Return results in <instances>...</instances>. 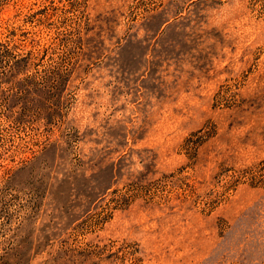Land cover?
Instances as JSON below:
<instances>
[{
    "label": "rangeland",
    "instance_id": "rangeland-1",
    "mask_svg": "<svg viewBox=\"0 0 264 264\" xmlns=\"http://www.w3.org/2000/svg\"><path fill=\"white\" fill-rule=\"evenodd\" d=\"M0 264H264V0H0Z\"/></svg>",
    "mask_w": 264,
    "mask_h": 264
}]
</instances>
